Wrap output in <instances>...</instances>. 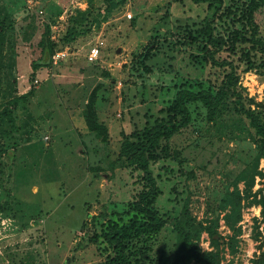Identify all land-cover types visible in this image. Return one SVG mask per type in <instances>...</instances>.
I'll list each match as a JSON object with an SVG mask.
<instances>
[{"label": "rangeland", "instance_id": "1", "mask_svg": "<svg viewBox=\"0 0 264 264\" xmlns=\"http://www.w3.org/2000/svg\"><path fill=\"white\" fill-rule=\"evenodd\" d=\"M48 2L54 4L52 11L44 6ZM98 4V25L93 21L73 40L61 42L68 18L88 5L94 13ZM207 13L206 2L192 0H0V17L11 24L0 44V264H96L103 259L100 237H87L100 231L104 219L127 216L130 185L117 156L124 135L162 113L174 83L220 76V68L203 59L198 43L183 41L187 28ZM45 24L49 38L67 51L55 63L50 59L33 68ZM220 24L216 20V29ZM258 31L264 37V17ZM97 40L102 41L99 54L88 60L87 49ZM147 44L145 62L151 69L144 71L136 58ZM241 67L239 90L264 118V76ZM29 86L32 93L13 105L11 98ZM92 93L96 117L106 126L105 140L87 128L82 115ZM253 141L247 119L230 110L214 120L192 111L191 123L168 140L192 170L183 180L191 214L197 219L218 214L222 238L216 248L223 263L248 264L264 235L260 205L250 203L258 187L264 194L263 176L254 174L249 187L239 179L251 170ZM258 169L264 170L263 158ZM235 190L243 198L231 251L226 241L232 230L219 205L225 193ZM172 240L173 233L163 229L152 253L167 249ZM209 240L202 231L197 243L210 249Z\"/></svg>", "mask_w": 264, "mask_h": 264}, {"label": "trees", "instance_id": "2", "mask_svg": "<svg viewBox=\"0 0 264 264\" xmlns=\"http://www.w3.org/2000/svg\"><path fill=\"white\" fill-rule=\"evenodd\" d=\"M192 1L206 2L209 13L200 19L197 26L187 28L183 41L198 43L203 59L211 66L219 67L220 76L215 75L212 79L186 78L174 83L173 96L160 109L162 113L124 135L117 156L122 158L130 185L125 209L127 216L104 219L100 231L87 237L89 241H97L100 237L105 244L106 253L96 264H228L220 262L216 248L219 238H222L216 229L218 214L209 219H197L191 214L183 180L192 170L184 167V158L168 145L173 134L191 123L192 111L204 113L206 120H214L226 110L246 118L254 138L253 161L251 170L245 173L247 176L240 175L239 179L249 187L254 174L260 173L264 181V170H257L259 158L264 159V118L261 108L246 104L237 82L240 65L242 70L256 68L264 76V37L258 31V23L264 17V0ZM100 4L94 13L89 5L83 10L77 9V13L68 18L60 41L73 40L78 32L88 30L93 21L98 25L96 15ZM53 5L48 2L44 6L52 11ZM216 20L221 21L220 30L214 26ZM9 28L10 22L4 16L0 17V44ZM41 33L37 40L39 55L31 62L33 68L47 64L51 53L63 47L49 38L47 24ZM148 45L136 58L137 66L144 71L151 69L145 62L150 50ZM220 51L225 52L224 57H219ZM32 91L33 87L29 86L26 92L13 96L11 103L14 105L16 99L24 98ZM93 96L92 93L82 115L87 128L105 140L106 126L96 117ZM257 104L261 105L260 102ZM8 112L9 109L4 107L2 114H6L8 123H11ZM261 191L262 187H258L250 193V203L259 204L260 214L264 217V194ZM241 198L243 194L235 190L225 193L220 199L219 206L224 210L222 219L232 230L226 241L231 251L235 250V237L240 230L237 222L241 218ZM165 228L173 233L172 243L167 249L153 254L152 243ZM202 231L209 236L213 248L204 249L198 245ZM256 234L259 235L260 231ZM248 264H264V235L258 252L250 257Z\"/></svg>", "mask_w": 264, "mask_h": 264}, {"label": "built area", "instance_id": "3", "mask_svg": "<svg viewBox=\"0 0 264 264\" xmlns=\"http://www.w3.org/2000/svg\"><path fill=\"white\" fill-rule=\"evenodd\" d=\"M127 15L129 16L130 13H127ZM100 44H102L101 40H97L96 42H94L92 45H90L87 49V58L88 60H95L99 54V46ZM67 51L66 47H61V48H57L55 49L51 55H50V59L53 63H55L59 58L65 56Z\"/></svg>", "mask_w": 264, "mask_h": 264}]
</instances>
